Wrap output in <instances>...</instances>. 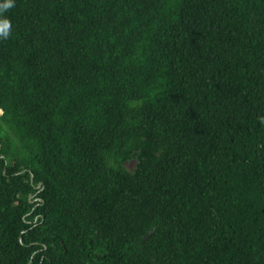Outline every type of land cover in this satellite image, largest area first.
I'll list each match as a JSON object with an SVG mask.
<instances>
[{"label":"trees","instance_id":"1","mask_svg":"<svg viewBox=\"0 0 264 264\" xmlns=\"http://www.w3.org/2000/svg\"><path fill=\"white\" fill-rule=\"evenodd\" d=\"M14 5L0 264H264V0Z\"/></svg>","mask_w":264,"mask_h":264},{"label":"clouds","instance_id":"2","mask_svg":"<svg viewBox=\"0 0 264 264\" xmlns=\"http://www.w3.org/2000/svg\"><path fill=\"white\" fill-rule=\"evenodd\" d=\"M14 0H0V12L14 7ZM12 25L7 19H0V38L7 39L11 33Z\"/></svg>","mask_w":264,"mask_h":264},{"label":"rangeland","instance_id":"3","mask_svg":"<svg viewBox=\"0 0 264 264\" xmlns=\"http://www.w3.org/2000/svg\"><path fill=\"white\" fill-rule=\"evenodd\" d=\"M2 113V112H0ZM138 161L137 159H132L130 161L127 162V167L130 171H134L137 167Z\"/></svg>","mask_w":264,"mask_h":264}]
</instances>
